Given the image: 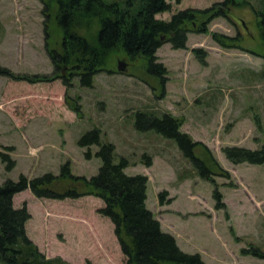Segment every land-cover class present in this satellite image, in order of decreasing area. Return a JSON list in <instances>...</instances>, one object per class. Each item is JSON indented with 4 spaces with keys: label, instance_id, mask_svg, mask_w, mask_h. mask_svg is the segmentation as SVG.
I'll return each mask as SVG.
<instances>
[{
    "label": "rangeland",
    "instance_id": "374dc122",
    "mask_svg": "<svg viewBox=\"0 0 264 264\" xmlns=\"http://www.w3.org/2000/svg\"><path fill=\"white\" fill-rule=\"evenodd\" d=\"M167 1L171 9L157 17L169 20L186 8L221 7L225 14L215 15L206 32L189 31L184 48L162 44L157 50L167 68L162 89L144 58L132 59L120 47L109 52L92 87L83 86L82 70L55 69L50 55L63 51L57 0H0V184L49 173L53 182L41 189L71 187L81 193L38 196L29 186L15 194L14 206L30 213L27 235L48 258L70 264L125 262L113 222L99 212L103 199L88 191L84 179L70 183L61 176L65 163L80 178L98 173L99 146L92 145L88 155L79 144L85 132L97 128L113 145L114 161L127 159L126 173L147 176V207L183 251L199 254L207 264H264V163L234 162L224 150L264 146L262 0ZM99 26L94 18L80 23L78 32L94 38ZM215 33L239 36L240 46H222ZM44 75L51 78L38 80ZM138 111L176 117L181 131L199 141L195 152L206 160L209 178L175 139L138 129ZM4 154L14 161L12 168Z\"/></svg>",
    "mask_w": 264,
    "mask_h": 264
},
{
    "label": "trees",
    "instance_id": "16d2710c",
    "mask_svg": "<svg viewBox=\"0 0 264 264\" xmlns=\"http://www.w3.org/2000/svg\"><path fill=\"white\" fill-rule=\"evenodd\" d=\"M230 1L225 0V3L229 4ZM57 2V18L64 34L63 51L60 53L50 50L51 58L55 69L61 65H75L71 74L78 69L82 70L78 72L80 83L86 87H92L93 76L105 64L109 52L115 47H120L132 59L144 58L146 70L160 79L161 87L165 89L167 68L158 60L157 50L164 42H171L175 48H184L189 31L206 32L215 15L225 14L221 7L214 10L186 8L173 13L167 20L156 16L171 9L172 5L167 0ZM262 4L264 7V0ZM258 16L264 39V8L258 11ZM94 18H99L100 23L94 38L78 32L80 23L89 22ZM239 38L221 33L214 34V39L224 47H239ZM199 51H196L198 55L201 52ZM82 67L84 69H81ZM262 73L264 74V67ZM44 76L38 77V80L51 78ZM60 76L66 84H71L63 73ZM75 108L79 109V106ZM136 119L138 129L155 130L167 138L175 139L183 154L193 162L200 174L209 178L206 160L195 152L199 141H194L188 133L181 131L176 117L168 113L158 117L149 112L138 111ZM79 144L88 148V155L92 145L99 146L95 153L102 161L98 173L89 179L80 178L82 176L74 175L65 163L61 176L70 180V183L84 179L83 184L88 191L103 199L104 206L99 212L110 218L114 224L115 234L126 256L124 264H207L199 254L183 251L175 236L162 229L160 220L147 207V176L126 173L124 168L128 165L127 159L122 157L120 162L114 161L113 145L102 139L97 128L85 132ZM224 150L227 157L234 162L264 163V146L258 149L228 146ZM3 157L11 160L8 168H12L14 161L7 154ZM54 177L55 175L49 173L32 180L21 176L18 180L7 179L0 184V264H70L61 258H48L39 249L26 232V222L30 218L26 206H14L15 194L29 186L38 196H80L81 193L71 187L64 192L41 189L40 185L53 182ZM214 195L223 207L221 193L215 190Z\"/></svg>",
    "mask_w": 264,
    "mask_h": 264
},
{
    "label": "water",
    "instance_id": "95a60500",
    "mask_svg": "<svg viewBox=\"0 0 264 264\" xmlns=\"http://www.w3.org/2000/svg\"><path fill=\"white\" fill-rule=\"evenodd\" d=\"M119 70H123V66H122V62L120 61V63H119V68H118Z\"/></svg>",
    "mask_w": 264,
    "mask_h": 264
},
{
    "label": "crops",
    "instance_id": "0c3cea01",
    "mask_svg": "<svg viewBox=\"0 0 264 264\" xmlns=\"http://www.w3.org/2000/svg\"><path fill=\"white\" fill-rule=\"evenodd\" d=\"M233 36V35H232ZM158 55V54H157ZM161 222V221H160ZM161 226H162V223H161ZM163 229V228H162ZM164 230V229H163ZM167 231V230H166Z\"/></svg>",
    "mask_w": 264,
    "mask_h": 264
}]
</instances>
